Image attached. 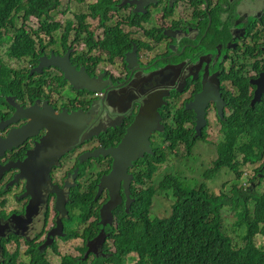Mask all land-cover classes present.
<instances>
[{
    "label": "flooded vegetation",
    "instance_id": "af4514ba",
    "mask_svg": "<svg viewBox=\"0 0 264 264\" xmlns=\"http://www.w3.org/2000/svg\"><path fill=\"white\" fill-rule=\"evenodd\" d=\"M55 17L61 25L55 33L66 32L62 42L67 44L57 45L61 33L50 53L43 50L44 56L70 52L71 65L96 79L100 92L75 91L55 67L34 71L41 55L38 63L25 58L30 66L12 74L16 81L11 94L0 96V144L15 139L11 147L0 148V254L4 245L25 247L19 255L32 262L35 253L47 252L72 230L86 252L90 247L111 249L117 213L127 212L126 181L123 201L113 211L112 223L104 225L101 214L110 205L111 192L101 191V184L112 173L114 158L87 155L117 148L150 97L169 94L157 108V129L162 131L150 138L152 151L162 146L167 130L185 122L183 110L195 118L183 126L196 129V112L188 108L205 88L215 85L223 109L220 116L213 100L208 102L203 130L212 129L213 121L221 127L220 121L232 120L236 112L231 103L242 95L250 108L264 104V93L254 104L257 80H263L264 90V0H66V8ZM112 39L114 44L108 45ZM130 61L135 62L132 68ZM9 98L21 108L13 122L17 107ZM29 109L36 116L51 111L49 128L34 127L21 138L22 129L34 126ZM64 111L77 117L73 130L61 136ZM68 139L73 142L67 144ZM146 155L154 151L129 170L130 205L136 191L151 185L136 178ZM79 214L80 222L70 221ZM103 232V244L94 243Z\"/></svg>",
    "mask_w": 264,
    "mask_h": 264
},
{
    "label": "trees",
    "instance_id": "16d2710c",
    "mask_svg": "<svg viewBox=\"0 0 264 264\" xmlns=\"http://www.w3.org/2000/svg\"><path fill=\"white\" fill-rule=\"evenodd\" d=\"M62 6H66V0L64 4L62 0H0V45L5 44L4 34L14 30L9 58L18 61L30 58L38 63L40 56L46 54L43 50L56 42L53 33L61 25L54 17ZM31 18L39 21L38 29L26 27L25 23ZM66 36L62 31L61 38L66 39ZM11 74H17V70L7 66L0 57V96L11 94V86L16 81ZM249 104L244 95L231 103L236 116L227 122L220 121L221 127L216 134L219 141L215 142L217 158L210 166L207 164L203 173L200 170L198 178L203 180L200 184L191 186L182 181L188 179L190 169L187 167L184 173L177 170L163 175L156 186L152 182L166 162V148L176 154L182 146L187 150V155L182 157L186 159L193 154L198 141L208 138V129H202L198 135L195 128L183 126L195 120L191 113L183 110L180 117L185 122L176 129L167 130L162 135V146L153 147L154 155H146L139 161L144 168L136 174L137 181L143 183L146 178L151 185L135 192V202L129 211L117 213L119 227L113 235L116 250L102 248L75 259L64 255L62 264H88L93 253L96 257L92 264H264V246L258 247L255 243L258 235H264V192L254 191V180L251 179L250 186L244 174L246 165L264 158V104L254 108ZM163 145L165 147L161 148ZM258 177L264 178V163L255 168V178ZM161 192L173 194L176 202L171 205L169 216L151 218L155 197ZM229 212L237 217L234 225L237 231L244 229L240 236L244 242L242 247L233 243L224 225V215ZM82 217L83 214L73 216L70 221ZM97 217L100 221L99 212ZM73 233L69 231L65 238L77 236ZM89 233H84V237ZM52 245L57 252L55 244ZM37 251L34 247L33 252ZM101 251L106 256L100 255ZM15 252L17 255H12L4 245L0 264H16L19 247ZM30 264L50 263L38 261V253H35Z\"/></svg>",
    "mask_w": 264,
    "mask_h": 264
},
{
    "label": "water",
    "instance_id": "95a60500",
    "mask_svg": "<svg viewBox=\"0 0 264 264\" xmlns=\"http://www.w3.org/2000/svg\"><path fill=\"white\" fill-rule=\"evenodd\" d=\"M135 65V62L130 61V67L132 68ZM55 67L60 69L65 79L71 83V86L75 91H82L86 90L93 94L100 92V87L97 85V81L94 78H90L86 72L81 68L77 70L74 66L71 65L70 61V52H67L63 57H57L54 54H50V56H43L39 59V64L34 71L41 73L43 68ZM255 85L260 87L258 90L256 99L254 100V104L260 103L262 101V96L264 90H262L263 80H257ZM208 88V87H207ZM213 91V92H212ZM168 92H158L157 97H150L148 101H145L146 106L140 109L136 117V121L128 130L127 135L123 139L122 143L117 147L109 150L101 149L96 150L94 153L88 154V158H99L102 154L105 157L112 156L114 158V165L112 173L109 176H105L102 180L101 184V191L102 189H109L111 192V201L110 205H106L102 210V222L104 225H108L112 223L113 220V211L120 206L123 201L122 197V188L123 184L126 181V185H124L127 189L126 195L128 200L127 211H129L131 207V202L133 201L130 199V190L129 185L127 183L129 177V170L133 166V162L139 160L145 153L153 154L151 148V141L150 138L152 137L153 133L158 131L161 132L162 129L158 128V118L159 113L157 108H160L161 102L164 97H168ZM213 95V98H212ZM213 100V103L217 105L219 110V115L222 116V109H223V102L220 100L219 95L217 94V88L215 85L213 86V90L208 88L204 89L202 95L196 98V101L193 105H191L188 109L193 110L196 112L197 115V127L196 130L198 135H201L202 129L207 124L205 109L207 108L208 102ZM8 101L11 104H14L12 98H9ZM14 107H17V112L12 120L9 122L16 121L17 113L21 112V108L14 104ZM26 113L30 114L33 118L32 123L34 126L26 129H22V132L19 133L21 138L29 135L34 127H46L49 128V117H51V111L44 110L39 113L38 116L35 115L33 109H29ZM77 115H67V112H63L62 121L64 122L63 129L59 130V127H56L58 133L62 134L66 130H73L74 121L76 120ZM89 118V116H88ZM80 119H84L83 116H80ZM57 120V117H56ZM58 121V120H57ZM60 126V125H59ZM24 136V137H23ZM73 141L68 139L67 144L72 143ZM15 144L14 138H9L5 141H1L0 148H7L11 147ZM62 212V210H61ZM110 220V221H109ZM56 235V234H54ZM59 235H64L59 233ZM104 232L98 237L97 240H94V243L100 241L103 244L104 240ZM92 242V243H93ZM100 244V245H101ZM93 251L92 247L89 248L88 254ZM98 252V250H96ZM96 252V253H97ZM99 254V253H98ZM100 255H106L104 251H101Z\"/></svg>",
    "mask_w": 264,
    "mask_h": 264
},
{
    "label": "rangeland",
    "instance_id": "374dc122",
    "mask_svg": "<svg viewBox=\"0 0 264 264\" xmlns=\"http://www.w3.org/2000/svg\"><path fill=\"white\" fill-rule=\"evenodd\" d=\"M65 3V0H62V4ZM66 6L60 7V10H64ZM55 21L59 18H55ZM18 22L22 24V20L19 19ZM26 27L32 28V29H38L39 28V21L36 20L35 18H31L25 23ZM61 35V31L58 33H54V39H58L59 36ZM14 36V30H9L4 34L3 40L5 41L4 45H0V57L3 59L4 63L17 70V73L19 74L22 69H26L24 66L28 65L30 66V63L26 61L25 59L18 61V60H13L9 58L8 55V50L11 47V40L13 39ZM12 39L10 40V38ZM46 41L49 39L46 37ZM60 42V43H59ZM112 40H109L108 45H113L114 43ZM66 41L62 42V38L58 39L57 45L58 46H64L66 47ZM107 46V44H106ZM12 75V74H11ZM17 75V74H16ZM14 76V75H12ZM13 78V77H12ZM210 119L213 121V118L210 117ZM218 125L215 121H213V127L212 129H208L206 131V134L208 138L206 141H198L195 149L193 150V154L191 156H188L186 159L182 158L187 155V150L183 148L182 146L179 148V150L176 152V154L169 152V150L166 148L165 153H166V162L164 165H162L160 172L155 176L153 179L152 184L154 183L156 186L162 181L163 175L168 174V173H175L177 170H179V173H184V168H189V173L187 172L188 179L184 178L182 181L186 182L187 185L191 186H196L200 184L202 181L198 178L199 173L201 170V173L204 172L205 169H207V164L210 166L212 163V160L217 158V148L215 142H218V138L216 136L217 130H218ZM212 141L213 144H211L209 141ZM164 148V146H163ZM263 160L260 162L253 164V165H246L245 166V173H247V176L245 177L250 184L251 179L254 180V191L257 193H263L264 192V178L258 177L255 178V168L258 167L262 163ZM244 173V174H245ZM246 175V174H245ZM220 181V180H219ZM150 184V183H148ZM148 186V185H147ZM248 186H246L247 188ZM226 192L231 195L229 190H226ZM169 192H161L159 195L155 197L154 200V206L151 209V218H156V217H164L165 215L169 216L170 214V209L171 205H174L176 202V199L173 194ZM213 193V192H212ZM251 203H253L251 201ZM80 215V214H79ZM76 215V216H79ZM81 221V218L79 219H74ZM237 221V217L234 214V212H229L224 215V225L227 228L228 234L231 236L233 243L237 247H242L244 245V242L241 240L240 236L243 234L244 229H241L237 231L235 225V222ZM73 238V237H72ZM255 243L258 247L264 246V235H258L255 238ZM24 246V245H23ZM55 246L57 247V252L54 251V248H48L47 252H38V261H44L45 259L48 260L50 264H62V259L64 255H71L72 259H75V257L78 256H83V253L86 254V257L88 256V251L87 253L84 252L86 249L80 247L81 246V239L79 237L73 238V239H67L62 237V240H58L55 242ZM10 252L12 255H17L16 254V245H10ZM25 247L19 249L22 251L24 250ZM110 248L114 252L116 250V247L114 244L110 245ZM29 256V255H28ZM106 256V255H104ZM30 257V256H29ZM96 255L92 254L89 256L88 259V264H92L93 260L95 259ZM16 264H20L19 261H23L24 264H30L31 261L29 259H24V257L20 256L18 253V256L16 257ZM128 263V262H127ZM126 263V264H127Z\"/></svg>",
    "mask_w": 264,
    "mask_h": 264
},
{
    "label": "clouds",
    "instance_id": "9594fccd",
    "mask_svg": "<svg viewBox=\"0 0 264 264\" xmlns=\"http://www.w3.org/2000/svg\"><path fill=\"white\" fill-rule=\"evenodd\" d=\"M37 20V19H36ZM56 32V31H55ZM54 32V33H55ZM62 33V32H61ZM46 49H48V53H50V49H51V45L48 47V48H46ZM45 50V49H44ZM47 51V50H46ZM46 53V52H45ZM46 55V54H45ZM42 56H44V55H42ZM264 159V158H263ZM262 164V163H261ZM260 164V165H261ZM260 165H258V166H260ZM246 174V176H247V173H245ZM72 238V237H71ZM70 239V238H69ZM32 261V260H31ZM22 264H24V263H22Z\"/></svg>",
    "mask_w": 264,
    "mask_h": 264
}]
</instances>
